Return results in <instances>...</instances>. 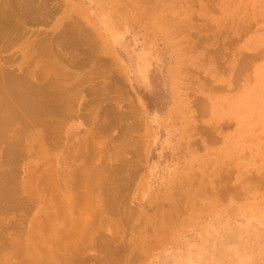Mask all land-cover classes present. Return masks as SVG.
<instances>
[{
  "label": "rangeland",
  "instance_id": "1",
  "mask_svg": "<svg viewBox=\"0 0 264 264\" xmlns=\"http://www.w3.org/2000/svg\"><path fill=\"white\" fill-rule=\"evenodd\" d=\"M29 2L32 8L38 7L37 10L40 12L42 6L47 7L49 15L42 19L41 13L37 11L38 13L33 16L30 14L20 16L21 26L18 27L17 24L16 30L11 31L14 43L0 51V69L20 75L28 70L36 71L40 66L45 67V62H52L54 57L62 62L54 60L53 63L57 62L58 68L64 67L65 72L68 71L71 75L67 81L61 82L66 90L69 88L71 90L73 84L78 87L74 82L79 83V81L81 89L78 87L80 90L74 91L75 95L72 91L71 94L69 91V95L67 94L76 116L65 120L61 116H51L50 121H53V124L50 129L53 131L51 130L49 141L43 142V146L46 145L43 147L44 153H36L34 147L28 148V156L20 159L16 165L17 170L15 169L14 172L17 177L14 176L13 184L20 190L19 196L25 199L27 205L24 209H13L14 211L11 210L9 214L0 216L2 227L13 224L12 227L2 228L5 231L0 232L2 234H0L2 238H0V254L12 251L14 240L19 241L18 239L21 238L22 241L30 228L33 232L45 236L44 231L41 232L40 228L36 227L35 218L43 209L38 207V199L46 198L47 193L45 195L42 192L35 197L29 193L32 199H28L29 194L23 191L26 181L29 178L34 179L36 174L40 171L43 173L46 168L52 176L54 173L56 178L58 173L66 172V179L71 181L73 170L80 169L87 174L91 170L99 173L101 171L100 175L104 176L113 172L112 174L122 184L120 187H124L123 191L122 189L119 191L118 200L126 204L128 215L117 214L114 217L104 215L92 219L88 217L90 204L84 205L88 202L78 201L79 205L81 203L78 208L76 207L78 202L70 200L65 201V206L62 205L64 202L60 201L57 205L53 204L59 208L63 206L62 208L66 209L65 217L69 220L68 225L65 217L58 220L56 223L58 230L68 228V231L73 230L76 233L79 227L81 229L82 222L88 219L96 220L89 224L92 226L96 224L93 227L94 231L92 228V232L80 231L84 235L87 234L83 237L93 236L96 238L95 241L90 244L83 242L84 239L80 238L82 233L80 235L78 230L77 236L75 234L70 236L74 242L66 239L64 243L62 242L63 246L60 245L61 250H57L58 254H64L65 246L75 244L77 246L74 245L75 249H78L76 256L81 255L82 258L74 261V264H103L104 260L109 262L112 248L111 253L118 254L116 258V255H112L114 260H118H115L116 264H264V158L261 157L264 155V79L257 78L258 72H264V12L261 13L260 9L264 11V1L30 0ZM249 2L252 3L251 7ZM206 5L211 6L212 9L206 7L205 12L203 9L200 11V8ZM255 5H259L258 10L256 9L259 15ZM245 7H250V14ZM147 11H151L150 16L145 15ZM233 14L234 20L231 19ZM178 15H184L192 29L180 30L176 22ZM73 27L83 30V35H79L75 45L70 47L67 43H62L52 48L54 38L58 34L64 35L62 32L70 33ZM257 44L260 46L258 47ZM31 45L32 51L28 48ZM103 45L105 48L108 45L110 53H106L107 50L103 49ZM48 46H50L49 50ZM74 47L77 49L75 50ZM44 48L50 52L51 58L42 53ZM88 52H93L90 53L93 56L87 55ZM74 54L80 57L76 56L78 60H73L81 65H72V61L67 58L68 55L71 60L73 57L76 58ZM242 54L243 57L251 56L250 61L252 57L255 59L253 58L252 63H247V68L243 69L245 72L243 70L239 72L240 78L237 79V73L234 74L233 70L238 72L240 67L237 64L241 65ZM84 55H87L88 60L83 57ZM214 55H219L220 58ZM212 58H216V61ZM42 61H45L44 64ZM118 62L122 64V68ZM45 69L43 68L44 71ZM47 71H45L47 78H51L49 69ZM105 76L107 79H104ZM86 78L89 79L87 83L84 82ZM101 86L106 87V90L108 88L112 90L92 94L99 91ZM253 91L256 94L254 98L261 103L260 112L250 114V120H245L246 111L235 109L232 102H239L244 95H250ZM195 98H198V106L195 105L197 103ZM199 99L204 100L201 101V105ZM137 103L144 112L140 125L131 115L133 112L135 114ZM129 108L130 110L132 108L133 112L129 111ZM200 109H204L205 111H201L206 113L204 114ZM199 114L201 117H198ZM89 118H92L93 122L92 120L90 122ZM135 121L137 123L133 125ZM101 122L110 127L106 126L102 130L103 134L98 132L96 135V129L98 130ZM129 124L136 126V130L131 126L127 131ZM41 128L40 126L39 129ZM248 129L251 130L250 133H254L251 139L248 137L249 140L245 139L244 134L242 135L243 130L249 131ZM89 131L94 132V137L86 135L92 133ZM55 136L58 138L56 139ZM82 140L88 143L87 147L99 144L97 148L100 153L97 151L98 154L90 158L87 154L88 148L84 149L79 145ZM25 142L29 144L27 139ZM25 142L23 140V143ZM122 143H127L125 144L127 150H121ZM1 145L0 163L4 161L1 153L5 147L4 144ZM119 146H121L120 150ZM70 148L75 152L73 160L66 158ZM135 148L142 149L143 152L137 151L138 156H135L136 154L133 153L136 152ZM85 153L89 156L88 159L84 157ZM119 156L123 160L117 159ZM7 166L10 164L1 163L0 169L5 171L8 169L9 172L11 169ZM101 168L102 170L99 171L98 169ZM50 169L54 170L53 173ZM104 170L106 173H102ZM12 172L13 170L11 174ZM27 174H30L28 179H26ZM255 175H260L258 177H261V181ZM253 178L257 180L254 182ZM109 179L110 177L106 180ZM39 190L36 193L40 192ZM161 190H164L168 196L160 199L158 192ZM65 192L69 194L67 198H74L76 195V191L71 189ZM50 201L52 203L51 198ZM0 204L3 206L4 202ZM83 210L87 211V214L85 211L82 212ZM123 211L127 210L123 209ZM157 211L159 218L156 215ZM43 218L39 221L44 220ZM76 221L80 223L77 224ZM158 221L159 224H156ZM109 224L115 226L116 231L112 235L114 237L110 236L114 228L111 229L112 226ZM98 230L101 232L98 233ZM103 236L112 237L109 246L101 245L103 242L100 239ZM97 237L101 241L100 245L98 244L100 248L97 246L101 252L95 246L99 243L96 242ZM79 238L80 241L82 239V244L79 243ZM12 242L14 243L10 245L11 247L8 246ZM84 243L85 246L90 247L81 246ZM77 244L82 248L80 249ZM106 248L110 250L108 255L105 252ZM16 259L17 262L21 260L19 257ZM16 259H13L15 263H17ZM105 261L104 264L107 263Z\"/></svg>",
  "mask_w": 264,
  "mask_h": 264
},
{
  "label": "bare ground",
  "instance_id": "2",
  "mask_svg": "<svg viewBox=\"0 0 264 264\" xmlns=\"http://www.w3.org/2000/svg\"><path fill=\"white\" fill-rule=\"evenodd\" d=\"M30 0H18V3H16V0H2L0 1V51L1 49H4V48H7L8 45H12L13 42V39H12V36H11V31L13 29L16 30L15 27H17V24L18 27L21 26V21L19 20L20 16L24 15V14H30L31 16L35 15L36 13H41L40 14V18L44 17L47 18V16L49 15V10L47 9V7L45 6H42L41 7V12L38 11L37 9H39L38 7H36V9L32 8L30 6ZM235 1H238V0H235ZM259 1V0H258ZM264 1V0H263ZM195 2V1H194ZM211 2V1H210ZM209 2V3H210ZM252 2V1H251ZM256 2V1H255ZM232 3V2H231ZM238 3V2H236ZM235 3V4H236ZM250 3V2H249ZM258 3V2H256ZM263 3V2H262ZM16 5V6H13V5ZM208 4V3H207ZM234 4V2H233ZM233 4H231L233 6ZM248 4V3H247ZM251 4H249V6L251 7ZM255 4V3H254ZM230 5V4H229ZM246 6V4H245ZM248 6V5H247ZM171 7V6H170ZM211 8V6L209 7L208 5L204 6V8H200V11H202L201 9H203V11L205 12V10H207V8ZM250 7L246 8V10H249V14L251 13L250 12ZM256 7V8H255ZM255 10L257 9L258 10V7L259 5H255ZM171 9H174L173 7H171ZM212 9V8H211ZM261 9V13L264 12ZM253 9V11H255ZM256 10V11H257ZM38 11V12H37ZM51 12V11H50ZM151 11H147L145 12V15H148L150 16ZM53 13V12H51ZM258 15H259V12L257 11ZM256 13V14H257ZM143 14V13H142ZM150 14V15H149ZM179 14V13H178ZM204 13H202L203 15ZM144 16V15H143ZM206 17V15H204ZM256 16V15H255ZM236 17V16H235ZM254 17V16H253ZM45 18H42V19H45ZM210 19V18H209ZM234 20V14L232 16V18ZM230 19V20H231ZM232 21V20H231ZM236 21V20H235ZM175 22V20H174ZM177 25L180 27V30H189V29H192V26L190 24V22L188 20L185 19L184 15H178L177 16ZM237 22V21H236ZM236 22L234 24H236ZM14 24H16V26H14ZM246 24V23H245ZM240 25V24H239ZM244 25V24H243ZM175 26V24H174ZM176 26V27H178ZM242 26V25H241ZM240 26V28L242 29V27ZM247 27V25H245ZM174 28V27H173ZM209 28V26H208ZM211 28V27H210ZM213 28V27H212ZM211 28V29H212ZM239 28V29H240ZM244 29V28H243ZM242 29V30H243ZM245 30V29H244ZM195 31V30H194ZM183 32V31H182ZM208 32L210 33L211 31H209L208 29ZM64 33V35H60L58 34V36H56L54 38V41H53V45H52V48L55 46H59L58 44H65L67 43L68 46L70 47H73V45H75L76 43V40L79 38V35H83V30L82 28H74L73 27V30L70 31V33H65V32H62ZM84 37V36H83ZM78 41V40H77ZM255 43H258V42H255ZM91 44V43H90ZM93 44V43H92ZM78 45V44H77ZM76 45V46H77ZM94 45V44H93ZM258 45V44H257ZM75 46V47H76ZM89 46V45H88ZM92 46V45H91ZM95 46V45H94ZM106 46V45H105ZM108 46V45H107ZM106 48L104 47L103 45V49H106V53L109 52L110 53V48L107 47ZM260 45H258L259 47ZM49 47L48 46V50H49ZM67 47V46H66ZM74 47V49H75ZM31 51L33 50V46H29L28 47ZM108 48V49H107ZM41 49V48H40ZM45 49V48H44ZM42 51V53L44 55H46L47 57H52L49 53V51L47 49H45ZM77 49V48H76ZM75 49V50H76ZM91 49V47H90ZM73 50V51H75ZM89 50V49H88ZM94 50V49H93ZM96 50H97V47H96ZM95 50V51H96ZM102 50V49H101ZM109 50V51H108ZM211 50V49H209ZM258 50V49H256ZM41 51V50H39ZM89 51H92V50H89ZM213 51V50H211ZM76 52V51H75ZM94 52V51H93ZM93 52H90V53H93ZM214 52V51H213ZM212 52V54H213ZM89 53V52H88ZM87 55H90L91 57L93 56L92 54H88ZM217 54V53H216ZM75 57L76 56H79V55H76L74 54ZM83 55V54H82ZM87 55H84L83 57L86 58ZM211 55V54H210ZM252 55V54H250ZM56 56V55H55ZM215 56V55H214ZM224 56V55H223ZM257 56V52L255 51V58ZM72 57V56H71ZM80 57V56H79ZM212 57V56H211ZM210 57V58H211ZM216 58L219 57V55H216L215 56ZM225 57V56H224ZM227 57V56H226ZM251 57V56H250ZM248 55L247 56H244L243 57V54L242 56L240 57L243 58L242 61L240 62L241 65H239V63L237 64L240 68L238 70V72H234L235 70H233V73H237V79L240 78L239 76V72H241L244 67H246L250 62L252 63V61H254V57H252V61L251 58H250ZM59 58V57H58ZM70 61H72V65H76L77 64L81 65V63L77 62L76 60L74 61L73 59H77L76 58H72V60L70 59L69 55L68 57ZM216 58H212L213 60H215ZM220 58V57H219ZM254 58V59H253ZM53 61L52 62H43V64L45 65V67L43 66H40V65H43V64H40L37 68L36 71H33V70H28V71H25L23 74H20V75H15V74H12L11 72H8L7 70H2L0 69V144H2L1 146H3L4 144V150H3V153H1L3 155V160L1 163L2 164H5L8 163L10 164V166H7L8 168H10L11 170H9L8 172V169L5 171V170H2L0 169V202H4V205L1 206L0 204V216H2L3 214H9V212L13 209H24L26 207V202H25V199L23 198H20L19 196V193H20V190L18 188L15 187V185L13 184L14 183V176L17 177L15 175V172L17 169H16V165L18 164V161H20V159H22L23 157L25 158L26 156H28L29 154V150H27L28 148H31V147H34L36 148L35 152L38 153V154H41V153H44L43 152V147L46 146L44 145L43 146V142H47L49 141V138H51L50 136L52 134L51 133V130L50 128H52V124H53V121L51 122L50 119H51V116H61L63 117L65 120V118L67 119L69 117H72L73 116H76L74 113V108L72 107V105H70L71 100L69 101L68 100V97H67V94L69 95V92L72 91V94H76L74 91H78L81 89V87L79 86V83L78 82H74L75 84H78V87L80 89H78V87H76V85H72L73 87H71V90L69 88V90L67 89L66 90V87H64V85L61 83L62 81L65 82V80L67 81L68 80V77H71V75H69L70 73H68V69L66 70L67 72H65V70L63 68H58V66L56 65V63L54 64V60H57L56 58H52ZM51 59V60H52ZM88 60V57L86 58ZM86 59H83L84 61ZM114 58H112L113 60ZM210 59V60H212ZM227 59V58H226ZM60 60V59H58ZM57 60V61H58ZM64 60V59H63ZM68 60V59H67ZM78 60V59H77ZM115 60V59H114ZM113 60V61H114ZM212 60V61H213ZM239 60V59H238ZM62 62V60H60ZM69 61V64L71 63ZM83 61V62H84ZM116 61V60H115ZM216 61V60H215ZM82 62V63H83ZM218 62V61H217ZM68 63V61H67ZM119 63V62H118ZM57 66V68H56ZM68 66H71V65H68ZM75 66V67H76ZM119 66L122 68V64L119 63ZM223 66V65H222ZM237 66V68H238ZM45 69L47 67V69H45V71H47L49 69L50 73L51 74V78H47V75L46 73L48 72H45L43 70V68ZM221 68V66H219ZM247 68V67H246ZM63 69V70H62ZM120 70V69H119ZM226 70V69H225ZM70 71V70H69ZM99 71V70H98ZM245 72V70H243ZM101 72V71H100ZM227 72V71H226ZM232 73V75H233ZM241 74V73H240ZM243 74V72H242ZM98 75V74H97ZM110 75V74H109ZM104 76V75H103ZM96 77V76H95ZM94 77V78H95ZM85 78V77H83ZM102 78V77H101ZM106 78V76L104 77V79ZM257 78L258 79H264V72H258L257 73ZM70 79V78H69ZM107 79V78H106ZM232 79V78H231ZM88 78H86V80H84V82H88ZM77 81V80H76ZM83 81V80H82ZM232 81V80H231ZM238 82V81H237ZM83 84V83H82ZM101 85V84H100ZM108 85V84H106ZM105 85V86H106ZM89 87V86H88ZM94 87V86H93ZM109 87V85H108ZM112 87V86H111ZM220 87V86H219ZM91 88V87H89ZM106 87L104 86H101V89H99V91H96V92H93L91 91L92 94H96L98 92H103L104 90L107 91V90H112V89H105ZM114 88V86H113ZM78 89V90H77ZM89 90V89H88ZM69 91V92H68ZM74 92V93H73ZM89 92V91H88ZM71 94V92H70ZM88 94V93H87ZM190 96V95H189ZM256 96L255 92L253 91L252 93H250V95H244L240 100L239 102H232V105L235 109H243L245 110V120H250V114L252 115L253 113H259L260 112V107H261V103H259V101H257L256 98H254ZM73 97V96H72ZM101 96H99L100 98ZM98 98V96L96 97ZM199 98V97H198ZM198 98H195L197 99V103L195 105H199V102H198ZM74 99H77V98H74ZM95 99V97H94ZM201 99V98H200ZM199 99V101H200ZM101 101V99H100ZM202 101V100H201ZM200 101V105L201 103L204 101L201 102ZM98 103V102H97ZM101 103V102H99ZM82 104V103H81ZM91 104V103H90ZM88 104V105H90ZM194 104V103H193ZM205 104V103H204ZM75 105V104H74ZM92 105H95V104H92ZM99 105V104H97ZM138 105L137 109H136V112L134 114L133 111H135V108L134 106ZM136 105L132 106L133 109L131 108V111L130 108H129V111L133 112V115L135 117V120L137 122H139V125L140 123L143 121L142 119V116L144 114L143 110H142V107L140 106L139 103H137ZM197 105V106H198ZM87 106V105H86ZM91 106V105H90ZM203 106V105H202ZM201 106V107H202ZM206 106V105H205ZM215 106V105H214ZM75 107V106H74ZM107 107V106H106ZM77 109V107H75ZM198 108V107H197ZM196 108V109H197ZM203 108V107H202ZM75 109V110H76ZM199 109V108H198ZM205 109V107H204ZM204 109H200L201 110H204ZM104 111V110H103ZM196 111V110H195ZM199 111V110H198ZM205 111V110H204ZM213 111H216V110H213ZM92 112V111H91ZM105 112V111H104ZM203 112V111H201ZM217 112V111H216ZM93 113V112H92ZM101 113V112H100ZM130 114V112H128ZM204 113V112H203ZM203 113H201L203 115ZM206 113V112H205ZM204 113V114H205ZM201 114H199L198 117H201ZM91 113L89 114L88 117H90ZM98 115V114H97ZM65 116V117H64ZM126 116L128 117V114H126ZM125 116V117H126ZM197 116V115H196ZM204 116V115H203ZM202 116V117H203ZM60 118V117H58ZM106 118V117H105ZM195 118V117H194ZM61 119V118H60ZM134 119V118H133ZM92 118H89V121L91 122ZM244 120V121H245ZM134 121V120H133ZM133 122L135 125V123L137 122ZM141 121V122H140ZM93 122V120H92ZM132 122V121H131ZM131 124V123H130ZM128 126V128L126 129L128 131V129H130V127H134L133 125ZM142 124V123H141ZM244 124V123H243ZM93 125V124H92ZM99 125V124H98ZM138 125V124H136ZM40 126L43 128L39 129ZM108 127L109 125L105 124L104 122L99 125V128L98 130L96 129V135L98 134V132L102 133L105 129V127ZM263 126H264V123H263ZM110 127V126H109ZM136 127V126H135ZM135 127L133 129H135ZM37 128V130H36ZM139 128V127H138ZM95 129V127L93 128ZM92 129V130H93ZM252 129V128H250ZM250 129H248L249 131H245L243 130L242 132V135L246 138L245 139H251V137H253L254 133L251 132L250 133ZM136 130V129H135ZM53 131V130H52ZM102 131V132H101ZM89 132H92V131H89ZM131 132V131H130ZM205 132V131H204ZM205 134V133H204ZM58 135V134H57ZM86 135H90V136H93L94 135V132L92 133H86ZM100 135V134H99ZM241 135V136H242ZM248 135V136H247ZM54 136V135H53ZM205 136V135H204ZM56 137V136H55ZM94 137V136H93ZM104 137V136H102ZM256 137V136H255ZM58 137H56L57 139ZM60 138V137H59ZM205 138V137H204ZM28 140L29 144L27 145L25 140ZM208 139V138H207ZM248 139V140H249ZM23 140L25 143H23ZM211 140V139H210ZM219 140V139H218ZM217 140V141H218ZM247 140V141H248ZM253 140V138H252ZM57 141V140H55ZM59 141V140H58ZM240 141V140H239ZM251 141V140H250ZM254 141V140H253ZM251 141V142H253ZM132 142V141H130ZM208 142V140H207ZM255 142V141H254ZM59 143V142H58ZM134 143V142H133ZM136 143V142H135ZM259 143V142H258ZM25 144V146H24ZM123 144V143H122ZM125 144L127 143H124L123 144V147L119 146V150H127L128 147L127 145L125 146ZM137 145H139L138 143H136ZM135 144V146H136ZM76 145V144H75ZM81 145L82 147H84V149L88 148V151L90 155V158L98 153H100L98 151V148L97 146L99 145H90L87 147L88 143L85 142V140H82L81 141ZM134 146V144H133ZM259 146V145H257ZM75 147V146H74ZM79 147V146H78ZM121 147V148H120ZM137 147V146H136ZM1 148V147H0ZM51 148V147H50ZM55 148V147H54ZM138 148V147H137ZM137 148H135L134 151L136 152H133L134 154L137 153V151H142V149L140 150H136ZM144 148V147H143ZM260 148V146H259ZM258 148V149H259ZM3 149V148H2ZM103 149V148H102ZM117 149V150H118ZM256 148V150H258ZM261 149V148H260ZM98 151V153H96ZM261 151V150H259ZM1 152V151H0ZM46 152V151H45ZM124 152V151H123ZM126 152V151H125ZM143 152V151H142ZM264 152V150H263ZM95 153V154H94ZM102 153V152H101ZM139 154V153H138ZM261 155H263L261 152H260ZM123 155V153H122ZM74 156H75V152H74V149L72 150L70 148L69 150V153H68V156L65 157L66 158H70V159H74ZM84 156V154L82 155V157ZM125 156V154H124ZM135 156H138L137 154ZM64 157V159H66ZM86 159H88L85 153V156H84ZM115 157V156H114ZM258 157L259 154H258ZM262 158H264V155L261 156ZM260 157V159H261ZM79 158V157H78ZM94 158V157H93ZM121 158V156H119L117 159ZM122 159V158H121ZM258 159V158H257ZM258 159V160H260ZM24 160V159H23ZM120 160V159H119ZM123 160V159H122ZM140 160V159H139ZM226 160H228L226 158ZM226 162V161H225ZM0 163V164H1ZM53 166V165H51ZM264 167V166H263ZM46 168V167H45ZM131 168V167H130ZM16 169V170H15ZM43 169V168H41ZM54 169V168H53ZM106 169V168H105ZM109 169V168H108ZM263 169V168H261ZM13 170L12 174H11V171ZM39 170V168H38ZM51 172L53 173L54 170L50 169ZM99 171L102 170L101 169H98ZM111 170V169H110ZM110 170H108V173L110 172ZM113 170V169H112ZM105 171V172H104ZM102 171V173H106V170ZM42 171H40L39 174H32L35 175L36 177L33 179V178H29L28 177L30 176V174H27V178L28 181H26V183L24 184V193L25 194H29L31 193L32 195H35L36 194H39L41 195L42 192L47 193V197L46 198H42V199H38V207H42V211H39L38 213V216L36 219V227H39L40 228V231L43 232L45 234V236L43 237L42 233H36V232H33L32 228H30L29 230H27V233H26V237L21 241V238L18 239L19 241H15L12 242L11 244H9L8 246L12 245V251L10 252H5L2 254H0V264H74V261H78L79 258H82V257H78V255L76 256V251L78 249H75V247H77L75 244H73V246L69 245L70 248L67 243L65 246V253L63 254H58L57 250H61L60 248V245H62L65 240H71V237L72 235H76L77 234V231L80 232V231H91V228L93 229V227H95V225H89L91 224L90 222L91 221H94V220H89L88 221H85V222H82L81 223V229L78 228V230L76 231V227H75V231L76 233H72V231H68L66 229H63V228H58L56 227V223L58 220H62L64 219V217L66 216V209L65 208H59V207H56V206H53L54 205H57L58 202L60 201L61 203L64 202L62 205H66V200L67 201H71V202H74L76 201V203L78 201H82L81 203L83 202H88V203H84V205L88 206L89 204V207L90 208V214H88V217H91L92 219H95V218H99L101 216L104 217V215H109L114 217V216H117V214H126L128 215V208H125V205L126 204H123V202H119V198H120V193L119 191L122 189L123 191V188L124 187H120V184L121 182H118V178L115 177L114 174H112L113 172H111L109 175L108 174H105V176L103 174L100 175V173L98 171H95V170H91L89 172V174L87 173H84L80 171V169H74L73 170V174H72V178H71V181H68L66 179V172L65 173H61L59 174L58 173V177H54V173H53V176L50 174L48 168L44 169L43 170V173H41ZM257 172V171H256ZM263 172V171H262ZM120 173V172H119ZM17 174V173H16ZM31 174V175H32ZM112 174V175H111ZM256 174V173H255ZM260 174V173H258ZM103 175V178H101V176ZM107 175V177H106ZM113 175H114V179H113ZM193 174H191L192 176ZM222 175H223V172H222ZM264 175V173H263ZM224 176V175H223ZM257 176L258 179H260L261 177H258L260 175H255V177ZM261 176H262V173H261ZM33 177V176H32ZM106 177V178H105ZM110 177L109 181H107L106 179ZM127 177V176H126ZM118 180H117V179ZM264 178V177H263ZM254 179V178H253ZM14 180V181H13ZM221 180H222V177H221ZM257 179L255 178L254 179V182L256 181ZM33 181V183H31ZM261 181V179H260ZM117 182L119 183V187L117 186ZM258 182V181H257ZM264 182V181H263ZM261 183V182H260ZM122 186V184H121ZM260 186V185H259ZM262 186V185H261ZM207 188V187H206ZM205 188V189H206ZM40 189V190H39ZM70 189L72 191H76V195L71 198H67V196L69 195L68 193L65 192V190H67L68 192L70 191ZM262 189H263V186H262ZM39 190L40 192H37L36 191ZM206 192V191H205ZM66 193V194H65ZM80 193V194H79ZM226 193V192H225ZM31 194H29L28 196V199H32L31 198ZM51 194V195H50ZM158 194L160 195L159 198H163V197H167L168 194L164 191V190H161L158 192ZM206 194V193H205ZM222 194V193H221ZM199 196V195H198ZM239 196V195H238ZM33 197V198H34ZM119 197V198H118ZM37 198H38V195H37ZM41 198V196H40ZM50 198L52 200V203L50 201ZM27 200V199H26ZM35 200V199H34ZM57 200V201H56ZM37 201V200H36ZM36 201H33L36 202ZM70 202V204H71ZM93 202V205H95V207H93V205H91ZM28 203V201H27ZM80 203V205H81ZM79 205V202L77 203V208ZM172 205V204H170ZM92 206V207H91ZM169 206V205H168ZM159 207V205H158ZM173 207V206H172ZM33 208V207H32ZM31 208V210H32ZM77 208L74 209L77 210ZM93 208V209H92ZM123 209H126L127 211H123ZM157 210H159L158 208H156ZM171 209V208H170ZM30 210V209H29ZM30 210V211H31ZM88 210V209H87ZM88 210V211H89ZM14 211V210H13ZM85 210H83L82 212H84ZM86 214H87V211H85ZM144 212V211H143ZM159 211H157L156 215L158 216L157 218H159V214H158ZM166 212H167V208H166ZM78 213V212H77ZM83 216H84V213H82ZM85 214V215H86ZM81 215V214H80ZM167 215V213H166ZM4 216V215H3ZM130 216V215H129ZM165 216V215H164ZM42 217H44L43 219L44 220H41L39 221ZM78 217V216H77ZM86 217V216H84ZM4 218V217H3ZM168 218V216H167ZM111 219V218H110ZM165 219V218H164ZM66 220H68L66 217H65V222ZM85 220V219H84ZM98 220V219H97ZM163 220V219H162ZM81 221V220H80ZM83 221V220H82ZM156 221V220H155ZM74 222V221H73ZM77 224H79L80 222L79 221H76ZM96 222V220L94 221ZM110 223V221H108ZM149 222V221H148ZM16 223V222H15ZM69 223V220L66 222V225H68ZM85 223V224H84ZM103 223V221H102ZM152 223V222H151ZM3 224V223H2ZM9 224V223H8ZM12 223H10L11 225ZM17 224V223H16ZM76 224V225H77ZM100 224H101V221H100ZM105 225V222L103 223ZM156 224H159V221L158 223ZM155 224V226H156ZM4 225V224H3ZM7 225L8 227H12V225ZM102 225V224H101ZM103 225V226H104ZM111 225V229L114 228V230H112V232L110 233V236L113 235V232L116 231L115 230V226L112 225V224H109ZM6 226V227H7ZM73 226V225H72ZM80 226V225H79ZM85 226V227H84ZM99 226V225H98ZM101 226V227H103ZM114 226V227H113ZM6 227H2L1 226V223H0V232H4L6 229ZM65 227V226H64ZM110 227V226H109ZM4 228V229H2ZM16 228V227H15ZM10 229V228H9ZM73 229V228H72ZM95 229V228H94ZM94 229L92 231H94ZM104 229H105V226H104ZM54 230V231H53ZM91 231V232H92ZM100 230H98V233H99ZM54 232V233H52ZM101 232V231H100ZM0 233V234H1ZM24 233V232H23ZM82 233V236L80 238H83L85 243L87 244H90L92 243L93 241H95L96 238H94L93 236H90L89 235L87 237H83V232H80V235ZM54 234V235H53ZM104 234V233H103ZM2 235V234H1ZM74 235V236H75ZM79 235V234H78ZM87 235V234H86ZM84 235V236H86ZM100 234H98V237H99ZM102 235V233H101ZM17 236V235H16ZM77 236V235H76ZM104 236H106L104 234ZM103 238H99L103 243L101 245L105 246L106 244L109 246V244L111 243L112 241V237H104ZM160 236V235H159ZM54 237V238H53ZM79 237V236H78ZM77 237V238H78ZM98 237H97V240L96 242L99 241V243H97L95 246H96V249L97 246L99 247L100 245V240H98ZM151 237V235H150ZM1 238V237H0ZM76 238V239H77ZM80 238L78 239L79 240V243L82 241H80ZM149 238V237H148ZM2 239V238H1ZM26 239V241H24ZM154 240V239H153ZM21 241V242H20ZM64 241V242H63ZM70 241V242H71ZM7 242V241H6ZM26 242V243H25ZM63 242V243H62ZM69 242V241H68ZM74 242V241H73ZM81 242V244L83 243ZM85 243L81 246H88L86 245L85 246ZM114 243V242H113ZM152 244H154L153 242H151ZM71 244V243H70ZM99 244V245H98ZM75 245V247H74ZM79 245V244H77ZM63 246V245H62ZM61 246V247H62ZM112 246V245H111ZM56 247V248H54ZM59 249H58V248ZM69 247V248H68ZM80 247V245H79ZM83 247V249H84ZM90 247V246H88ZM106 247V246H105ZM104 247V248H105ZM113 247V246H112ZM56 250H54V249ZM82 247H80L81 249ZM100 248V247H99ZM103 248V249H104ZM111 248V247H110ZM2 249V248H1ZM63 249V248H62ZM69 249V250H68ZM79 249V250H80ZM113 249V248H112ZM112 249H111V252H112ZM116 249V247L114 248ZM71 250V251H70ZM75 252H74V251ZM99 250V249H98ZM123 250V248H122ZM1 251V250H0ZM55 253H54V252ZM69 251V252H68ZM100 251V250H99ZM108 249L106 248V254L108 255L109 251ZM62 252V251H61ZM68 252V253H66ZM74 252V253H72ZM80 252V251H79ZM78 252V253H79ZM101 252V251H100ZM111 256H107L110 258V261L108 262L107 260V263L106 264H116V261L117 259L114 260V256L115 258L117 257L118 254H114L111 253ZM54 253V254H53ZM59 255L57 256L56 255ZM116 253V252H115ZM114 255V256H112ZM16 257H19L21 258V260L19 259V261L17 262V259ZM16 259V262H14L13 259ZM113 259V260H112ZM120 260V259H119ZM105 261V260H104ZM104 261H103V264H104ZM105 261V262H106ZM118 261V260H117Z\"/></svg>",
  "mask_w": 264,
  "mask_h": 264
}]
</instances>
